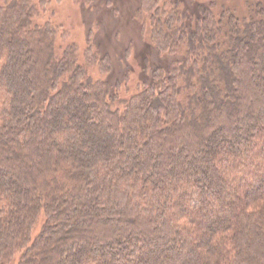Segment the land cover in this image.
Segmentation results:
<instances>
[{"label": "trees", "instance_id": "16d2710c", "mask_svg": "<svg viewBox=\"0 0 264 264\" xmlns=\"http://www.w3.org/2000/svg\"><path fill=\"white\" fill-rule=\"evenodd\" d=\"M50 2L0 4V264H264V0H141L133 92Z\"/></svg>", "mask_w": 264, "mask_h": 264}, {"label": "rangeland", "instance_id": "374dc122", "mask_svg": "<svg viewBox=\"0 0 264 264\" xmlns=\"http://www.w3.org/2000/svg\"><path fill=\"white\" fill-rule=\"evenodd\" d=\"M3 0H0V4ZM183 10L195 13L200 4L211 0H180ZM226 2L238 12H247V0H216ZM141 0H51L39 22H51L59 28L58 45H76L82 54L94 43L103 55H109L112 71L100 74L93 71L95 79L106 80L112 88L120 84L123 92H130L150 81V70L165 68L175 60L162 56L150 39L142 33L135 13Z\"/></svg>", "mask_w": 264, "mask_h": 264}]
</instances>
